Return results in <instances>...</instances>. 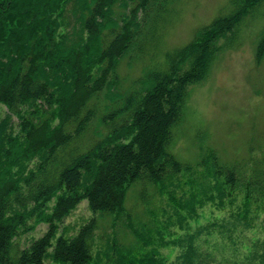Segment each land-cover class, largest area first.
I'll list each match as a JSON object with an SVG mask.
<instances>
[{"label":"trees","instance_id":"obj_1","mask_svg":"<svg viewBox=\"0 0 264 264\" xmlns=\"http://www.w3.org/2000/svg\"><path fill=\"white\" fill-rule=\"evenodd\" d=\"M178 2L0 0V106L6 109L0 118V264H213L207 238L215 234L231 245L232 260L256 228L264 212V163L241 172L212 152L193 168L169 147L188 88L206 77L225 47L221 42L230 45L252 10L264 17V0H228L225 15L167 55L164 71L145 68L134 81L141 82L138 89L121 90L120 63L162 35ZM263 57L264 28L256 47V58ZM179 173L190 178L188 190L179 189ZM144 184L166 191L172 202L162 208L158 226L137 231L126 204L129 190ZM145 198L140 190L138 199ZM83 201L92 217L74 235L57 236ZM207 204L226 215L192 228ZM106 217L112 230L121 219L129 237L119 222L120 232L106 233ZM39 223L47 224L45 233L17 250L15 238ZM174 226L184 232L172 233ZM248 244L242 261L230 264H264V236ZM163 247L178 250L174 260L160 253Z\"/></svg>","mask_w":264,"mask_h":264},{"label":"rangeland","instance_id":"obj_2","mask_svg":"<svg viewBox=\"0 0 264 264\" xmlns=\"http://www.w3.org/2000/svg\"><path fill=\"white\" fill-rule=\"evenodd\" d=\"M227 1L179 0L177 14L167 20L162 35H155L150 43L145 44L143 52L120 63L117 73L122 92L141 86V82L134 81L144 76L143 69L164 71L167 55L188 44L197 30L208 26L215 18L225 15ZM263 28L264 17L261 10H252L231 37L230 45L221 42L225 47L214 55L206 77L188 88L183 121L173 129L174 140L169 147L170 153L183 165L195 168L202 157L212 152L218 157L217 162L237 166L241 172L249 171L255 164L264 163V57L260 60L256 58V47ZM5 113L6 109L0 106V118ZM14 129L16 130V126ZM196 171L201 173V167H197ZM178 177L181 182L179 189L188 190V175L179 173ZM174 180L173 182L177 183V179ZM194 180L200 182L198 179ZM143 189L145 203L138 199V192ZM129 192L127 213L133 217L137 231H142L140 229L142 225L148 230H153V227L158 226L165 218L162 208H167L171 204L169 195L166 191L160 192L148 184L135 186ZM52 201L49 206L52 205ZM226 213L227 210H218L207 204L198 210L197 221H191L190 226L195 228L214 222ZM90 217L92 213L86 201L81 202L59 224L57 236L74 235ZM154 222L156 225H152ZM109 223L110 219L106 217L103 223L107 224L106 233L120 232L117 223L120 227L121 219H118L113 230ZM257 223L255 229L246 233L247 240L243 245H238V253L232 260H229L233 254L231 245L221 241L215 234L204 238L206 242L208 241L213 264H226V260H229V264L233 261L240 263L243 253L249 246L248 240L251 243L264 236V212ZM33 224V220L28 222L29 227ZM125 226L121 225L123 235L129 237V231ZM46 230L47 224H36L31 231L19 234L15 238L14 247L17 250L27 248L32 240L39 238ZM171 232L179 235L184 231L174 226ZM118 240L121 244L122 240L120 238ZM207 243L202 241L201 247H207ZM160 253L168 261H172L178 250L163 247ZM44 264L54 263L45 261Z\"/></svg>","mask_w":264,"mask_h":264}]
</instances>
